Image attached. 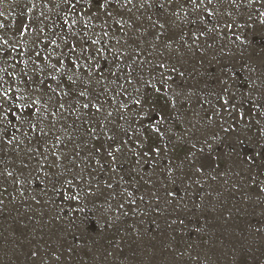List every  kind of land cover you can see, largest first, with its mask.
I'll use <instances>...</instances> for the list:
<instances>
[{
  "label": "snow or ice",
  "instance_id": "6c2138e0",
  "mask_svg": "<svg viewBox=\"0 0 264 264\" xmlns=\"http://www.w3.org/2000/svg\"><path fill=\"white\" fill-rule=\"evenodd\" d=\"M29 2V11L41 8L36 27L22 26L10 42L0 22V179H12L21 195L26 183H35L47 196L48 183L57 177L51 190L77 202L81 192L94 195L93 173L106 167L117 172L122 155L131 154L136 166L154 170L162 148L150 144L145 150V133L163 139L168 132L164 125L172 113L182 114L183 106L191 108L193 98L203 111L201 119L206 116L209 122L218 118V108L229 113L237 108L232 81L239 78V71H230L229 63L219 64L221 74L212 77L219 84L218 91L213 95L211 89L206 94L199 89L201 94L196 96L182 84L189 78L182 60L190 52H199L203 63L217 40L228 36L239 41L233 29L242 25L232 17L242 8L264 5V0ZM260 16L264 18V12ZM226 55L222 45L219 59ZM241 95L245 103H252L250 112L264 109V80L253 76ZM244 115L239 113L241 119ZM101 148L106 153L103 161L97 158ZM193 150L204 151L195 144ZM21 156L28 163L19 160ZM11 157L29 170L25 179H21L23 172L9 165ZM165 161L162 174L171 187L162 185L159 195L154 189L152 200L156 205L163 200L167 206L175 202L179 208L176 169L173 161L167 157ZM74 169L79 171L73 174ZM185 177L182 182L193 179L188 174ZM106 188L112 190L113 185L106 182ZM112 195L123 197L133 208L137 205L136 193L127 188ZM33 200L39 204L35 196ZM3 205L0 199V209ZM124 207L118 204V209ZM154 210L160 211L159 207Z\"/></svg>",
  "mask_w": 264,
  "mask_h": 264
},
{
  "label": "rangeland",
  "instance_id": "374dc122",
  "mask_svg": "<svg viewBox=\"0 0 264 264\" xmlns=\"http://www.w3.org/2000/svg\"><path fill=\"white\" fill-rule=\"evenodd\" d=\"M29 8V0H0V22L10 42L22 26H37L41 8ZM261 12L262 4L237 11L232 19L242 27L233 31L240 40L228 36L217 40L203 63L199 52L183 57L189 78L182 84L196 96L201 94L199 89L205 94L211 89L213 95L218 91L219 84L212 77L221 74L219 64L229 63L230 71H239V78L232 81L237 108L231 113L218 108V118L214 116L209 122L206 116L201 119L203 111L193 98L191 108L183 106L179 115L173 112L164 125L168 132L163 139L145 133V150L150 144L162 148L154 170L136 166L131 154L122 155L117 172L106 167L93 173L94 195L81 192L78 202L51 190L57 177L48 183L47 196L35 183H26L21 195L12 179H0V199L4 200L0 209V264H264V109L250 112L252 103H245L241 95L253 76L264 80ZM222 45L227 55L220 60ZM245 64L247 68L241 67ZM254 95L259 97V93ZM208 99L216 104L212 96ZM241 112L245 113L243 119ZM193 144L204 151H194ZM100 153L97 158L103 161V148ZM165 157L176 169L179 208L175 202L167 206L163 200L159 205L152 200L154 189L159 195L162 185L171 187L162 174ZM19 160L28 163L23 156ZM19 160L11 157L9 165L23 172V180L29 170L23 169ZM34 166L33 162L30 168ZM198 168L202 172L198 173ZM76 171L79 169L73 174ZM185 174L193 179L182 182ZM59 179L62 183L63 177ZM106 182L113 185L112 190L106 188ZM122 187L136 193L135 208L123 197H113L112 192L118 193ZM141 195L144 201L139 200ZM119 203L125 207L118 209Z\"/></svg>",
  "mask_w": 264,
  "mask_h": 264
}]
</instances>
